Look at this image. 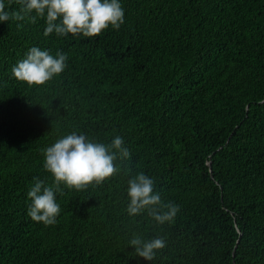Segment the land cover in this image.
<instances>
[{"label":"trees","instance_id":"obj_1","mask_svg":"<svg viewBox=\"0 0 264 264\" xmlns=\"http://www.w3.org/2000/svg\"><path fill=\"white\" fill-rule=\"evenodd\" d=\"M120 3L119 30L94 37L0 21V264H264V0ZM33 46L68 57L40 86L11 73ZM72 131L118 135L131 158L101 185H62L45 226L27 192L51 185L41 149ZM125 168L179 205L174 222L127 215ZM133 231L166 247L145 260Z\"/></svg>","mask_w":264,"mask_h":264},{"label":"clouds","instance_id":"obj_2","mask_svg":"<svg viewBox=\"0 0 264 264\" xmlns=\"http://www.w3.org/2000/svg\"><path fill=\"white\" fill-rule=\"evenodd\" d=\"M19 9L12 11L0 0V21H25L35 24L43 19V35L94 37L109 25L119 30L124 23V10L120 0H14ZM13 0H8V5ZM33 13H35L33 15ZM21 24H17L20 28ZM67 55L59 51L55 56L48 50L31 47L25 57L12 67V76L28 86L44 85L54 76L61 74L67 64ZM43 168L51 174L52 183L34 177L35 183L27 192L31 200L27 215L45 226L54 225L60 214L56 193L62 192V185L69 190H86L89 186L101 185L105 180L121 171L124 161L131 158V152L120 136L109 143L97 142L86 134L72 131L41 149ZM120 161V164H117ZM129 174L127 179V204L125 211L130 218L147 214L158 225L171 224L179 212V205L162 200L154 190V180L143 172ZM138 223V222H137ZM135 254L148 261H154L157 252L166 247L163 236L146 239L142 233L133 231L128 240Z\"/></svg>","mask_w":264,"mask_h":264},{"label":"water","instance_id":"obj_3","mask_svg":"<svg viewBox=\"0 0 264 264\" xmlns=\"http://www.w3.org/2000/svg\"><path fill=\"white\" fill-rule=\"evenodd\" d=\"M233 264H235L234 260H233Z\"/></svg>","mask_w":264,"mask_h":264}]
</instances>
